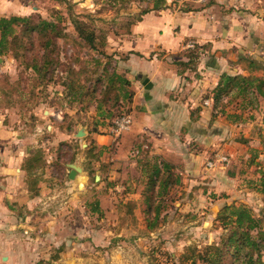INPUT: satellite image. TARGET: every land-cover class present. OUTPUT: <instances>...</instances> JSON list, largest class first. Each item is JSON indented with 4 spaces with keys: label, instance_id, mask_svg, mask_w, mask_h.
<instances>
[{
    "label": "rangeland",
    "instance_id": "obj_1",
    "mask_svg": "<svg viewBox=\"0 0 264 264\" xmlns=\"http://www.w3.org/2000/svg\"><path fill=\"white\" fill-rule=\"evenodd\" d=\"M15 1L18 5L10 8V14L34 15L35 20L40 17L56 20L65 33L64 36L56 39L59 57L64 64L53 73L44 76L42 80L40 75L34 73L32 67L27 68L12 55H0V115L2 116L0 124L15 130L19 135L7 146H9V154L15 158V161L19 159L18 167L22 168L23 164H26L27 170L24 168L25 171L21 172L24 179L26 178L21 188L24 190L25 198L33 199L41 191V187L37 186V153L42 155L43 162L40 168L50 173L52 179L67 178L65 175L67 162L82 167L83 170L79 173H85V177L89 176L87 177L89 191L91 195L94 194V198L93 196L90 198L92 201H95L100 194L97 193V187L100 185L101 177L119 175V170L116 169H119L121 164L125 168L123 175L140 177L141 171L138 165L136 169L130 168L129 163L133 156L142 158L145 157L146 152L149 153L150 158L158 155L170 161L176 166L175 171L182 176V184L173 187L164 202L166 206L157 229L137 233L125 231L122 236L118 235L120 231H113L111 248L107 249V246L82 248L83 250H77V253L79 255L83 253L86 257L72 259L71 264H112L106 259H123L125 264H187L193 259L184 262L181 255L187 252L188 247L196 246L203 250L208 245L219 243L225 230L218 217L224 206L244 205L254 217L264 220V194L258 189L264 175V93L257 94L256 104L246 109L240 105L241 98L227 104L230 96L225 94L222 96L221 105L215 106L214 103V89L225 73L232 75L253 73L264 76V45L256 48L253 39L250 46L249 43L244 42L242 47H234L233 51H230L229 46L223 45L221 53L215 55L216 60L209 61L215 63L216 69L213 70L215 74L199 69L201 60L190 62L185 67L179 66L177 71L182 81L178 88L179 97H193L194 102L198 104L195 108L196 115L193 116L195 122H199V126L194 131L186 132L181 136L185 140L179 136L178 141L183 140L187 143L180 144L179 149L174 145L173 150L168 154H156V148L145 146L149 143L145 139L141 142L142 145L136 147L140 153L131 154L133 156L128 154L129 158L122 159L119 158L116 145L120 136L126 133L127 136L121 143L131 142L129 135L132 128L116 136L113 131L114 122L126 115L133 119L132 102L135 101V97H144L141 91H137L136 85L145 81L137 80L136 74L129 77V71L124 70L120 62L131 54L129 51L133 40L131 34L133 29L141 26L146 14L136 19L137 15L147 5L152 6L153 0L150 2L118 0L116 3L111 0ZM232 1L237 3L239 0ZM204 3L205 0H167V5L174 9L171 13L177 12L181 15L184 12H193L194 9L205 8ZM242 3L240 4L246 7L243 8L244 13L258 21L261 26L264 41V0H244ZM165 9L153 12L166 19L162 14ZM75 19L95 33V48L79 36ZM173 29L180 31L178 25L173 26ZM188 45L190 48L178 54L165 55L167 52H175L170 49L171 51H162L163 54L158 53L159 56L156 57L162 61L164 56L170 59H174L175 56H189L196 47L193 49V42ZM247 55L256 61L257 69L254 71H249L251 63L246 60ZM95 59H99L100 63ZM70 67L80 72L74 73L69 70ZM105 69L124 73L128 78V86L133 92V98L132 101L122 99L117 105L104 104L103 109L106 110V114L104 112L99 114L98 100L89 102V98L92 97V93L102 97V86L98 84L97 77ZM75 78L86 88L92 87L81 96L82 102L75 100V96L64 84L68 79ZM159 81L160 85L168 82L166 77H164L165 82L160 78ZM116 89L112 91L113 95L118 94ZM156 94L162 96L163 91H157ZM172 95L169 93L166 97ZM109 113L112 115L111 118ZM45 116L47 118L44 119ZM201 127H204L207 133ZM80 129H84L85 135H77ZM64 130L70 131V135H66ZM99 134L104 137L103 146H99L94 138ZM223 157L226 159L221 160ZM34 159H36L35 164ZM29 166L31 168H28ZM109 169L112 172L110 174H108ZM97 175L98 179H96ZM143 188L144 186L141 187ZM106 191L113 190L108 186ZM22 200H9L12 203L11 223L17 224L12 231L19 238L16 246L23 255L20 264H55L52 261L53 256L61 255L65 249L58 250L54 246H49L46 242L48 236L43 235L44 231L37 230L39 218L36 213L41 211L40 213L48 215V212L51 213L56 209L55 205L39 203V206L35 205L32 210L36 213L35 216L29 217L30 211L25 204L21 205ZM142 201L141 210L144 213V198ZM102 216L105 219L104 224L110 227L113 216L109 213L107 216L105 214ZM39 221H42L41 217ZM21 223L25 226H19ZM37 234L41 240H37ZM11 249L2 254L7 256ZM188 253L191 254V251L188 250ZM7 262L8 258L3 260L0 258V264Z\"/></svg>",
    "mask_w": 264,
    "mask_h": 264
},
{
    "label": "crops",
    "instance_id": "obj_2",
    "mask_svg": "<svg viewBox=\"0 0 264 264\" xmlns=\"http://www.w3.org/2000/svg\"><path fill=\"white\" fill-rule=\"evenodd\" d=\"M242 1L235 3L232 0H205V8L194 9L189 13L184 12L182 15L177 12L171 13L174 9L167 5L162 12L166 19L151 11L143 17L141 26L133 29L132 46L129 48L131 54H128V58L126 57L128 60H121L120 66L129 71V77L136 74L137 80L144 79V83L139 82L136 85L137 91H141L144 97H135V101L132 102L131 114H133L134 122L129 135L131 142L121 143L127 133L120 138L115 137L119 138V143H116L119 158H129L128 154L133 156L131 154L140 153L136 147L145 139L149 142L145 146L156 148V154H168L173 150L174 145L179 149L180 144L187 143L183 140L178 141L179 136L194 131L199 126V122H195V116H193L196 115L195 108L198 104L194 102L193 97H179L178 88L182 81L177 69L181 65L184 67L188 65L190 57L185 55V57L175 56L174 59H170L164 56L161 61L156 57L159 56L158 53L172 49L177 53L167 52L165 55L178 54L190 48L188 43L193 42V49L196 47L197 55L194 61L201 60L198 68L215 74L213 72L216 69L215 63L209 61H213L216 58L215 55L221 53L223 45L229 46L230 51H233L234 47H242L244 42L249 43L250 46L252 39L256 48L264 45L261 26L258 21L244 13L243 8L246 7L241 5ZM8 2L9 0H0V18L21 15L10 14V8H15L18 3L11 0L8 6ZM175 25H178L180 31L173 29ZM247 57L250 56L247 55ZM164 77L168 82L164 81ZM159 78L165 83L160 85ZM157 91H163V95H157ZM169 93L173 95L166 97ZM1 118L0 115V123H2ZM201 128L207 133L204 127ZM64 131L66 135L71 133ZM16 136L19 135L15 130L0 124V258L2 260L8 258L6 264H20L23 260V255L16 246L19 238L12 231L17 224L11 223L10 220L12 204L10 199H23L21 205L25 204L28 208L29 217H34L36 213L39 220L41 217L42 221L37 219V230L44 231L43 235L48 236L46 242L49 246H54L58 250L65 249L63 254L53 256L52 261L55 264H71L72 259L86 257L83 253L80 255L77 253V250H83L82 248L85 247L111 248L113 231H120L118 235L122 236L125 231L137 233L147 230V223L141 210L144 197L141 193L134 191L137 177L123 175L125 168L122 164L118 167L119 169H116V171L119 170V175L101 177L100 185L97 187V193L100 194L95 201L90 199L91 196L94 198V194L91 195L89 191L87 181L89 176L85 177V173L77 172L73 178L71 177L72 162L66 163L67 178L65 179L64 177L52 179L51 174L44 171V168L37 167V186L41 187V191L33 199L25 198L24 190L21 188L26 178L24 179L21 172L27 170L26 164L24 163L22 168L18 167L19 159L15 161V158L9 154V146H7ZM94 138L99 146H103L104 137L101 134ZM182 139L185 140V138ZM135 144L138 145L135 146ZM136 156L132 157L134 160L130 158V168L136 169L138 158ZM110 173L112 172L109 169L108 174ZM98 178L97 175L96 179ZM108 186L113 191H106ZM112 187L114 188L111 189ZM43 202L49 206L55 205L56 209L51 213L48 212V215L40 213L41 211L36 213L32 211L35 205L39 206V203L42 205ZM92 202H99L96 204L98 210L94 211L91 208ZM108 213L113 216L110 227L104 224L105 219L102 216L103 214L107 216ZM19 226H25V224L21 223ZM37 240H41L39 234H37ZM8 249H11V252L7 253V256L2 254ZM107 249L106 254H108ZM106 261L112 264H125L123 259H106Z\"/></svg>",
    "mask_w": 264,
    "mask_h": 264
},
{
    "label": "trees",
    "instance_id": "obj_3",
    "mask_svg": "<svg viewBox=\"0 0 264 264\" xmlns=\"http://www.w3.org/2000/svg\"><path fill=\"white\" fill-rule=\"evenodd\" d=\"M59 1L68 2V0ZM111 1L116 3L118 0ZM147 1L150 2V0ZM166 7L167 0H153V5L144 7L136 19L151 11H158ZM74 21L79 36L95 48V33L89 31L86 25H83L77 19ZM64 35L65 33L60 29L56 20L41 17L35 20L34 15L1 17L0 55H12L17 61L23 62L27 68L32 67L34 73L40 75L42 80L44 76L53 73L64 64L60 60V52L56 42L57 38ZM29 54H32V56H29ZM189 57V63L193 62L197 57L195 50L189 53ZM246 60L251 63V70L249 71L257 69L256 61L251 57H246ZM95 61L100 63L99 59H95ZM69 70L74 73L80 72L75 71L72 67ZM97 82L102 86V97H97L96 93H92L89 102L94 99L98 100L99 114H103V112L106 114V110L103 109L104 104L117 105L122 99L132 101L133 92L129 89V81L124 73L105 69L97 77ZM255 83H257L256 86ZM64 84L67 89L69 88V92L75 96V100H81V102V96L92 89V87L86 88L77 78L68 79ZM115 89L118 90V94L113 95L112 91H115ZM93 90L95 91V89ZM263 93L264 76L254 75L253 73L249 75L225 73L214 89V103L215 106L221 105L223 103L222 96L225 94L230 96L227 104L241 98L240 105L246 109L256 104L257 94L263 95ZM234 94L235 97H233ZM109 116L111 118V113H109ZM139 145H142V143ZM42 162V155L37 153V167L42 166ZM33 163H36V159ZM137 165L140 168L141 176L137 178L134 191L140 192L144 196V215L147 230L153 231L160 226L162 212L166 206V203H164L166 198L173 187L182 184V176L175 171L176 166L173 163L158 155L150 158L147 152L145 157L137 158ZM29 167L31 168V166ZM142 186H144L143 189H141ZM258 189L264 194V175ZM97 203L91 204L94 211L98 210ZM218 220L225 230L219 243L208 245L203 250L198 249L196 246L188 247L187 252L181 255L184 262L193 259L191 263L187 264H264L263 219L254 217L252 212L244 205H226L223 207ZM188 250L191 251V254L188 253Z\"/></svg>",
    "mask_w": 264,
    "mask_h": 264
},
{
    "label": "built area",
    "instance_id": "obj_4",
    "mask_svg": "<svg viewBox=\"0 0 264 264\" xmlns=\"http://www.w3.org/2000/svg\"><path fill=\"white\" fill-rule=\"evenodd\" d=\"M132 125H133V119L130 116L126 115L116 119L113 128L114 135L116 136L122 135V133H124L125 131L130 130L132 128ZM225 159L226 157H223V159L221 160H225Z\"/></svg>",
    "mask_w": 264,
    "mask_h": 264
},
{
    "label": "water",
    "instance_id": "obj_5",
    "mask_svg": "<svg viewBox=\"0 0 264 264\" xmlns=\"http://www.w3.org/2000/svg\"><path fill=\"white\" fill-rule=\"evenodd\" d=\"M77 135H78V136H83V135H85V131H84V129H80V130L78 131ZM71 167L73 168L72 171H71V177H72V178L75 176V174H76L77 172H79V171L81 172V171L83 170L82 167L78 166V165L75 164V163H72V164H71Z\"/></svg>",
    "mask_w": 264,
    "mask_h": 264
}]
</instances>
